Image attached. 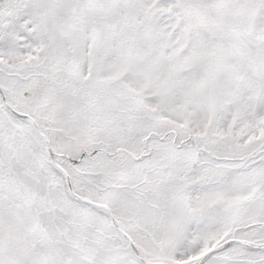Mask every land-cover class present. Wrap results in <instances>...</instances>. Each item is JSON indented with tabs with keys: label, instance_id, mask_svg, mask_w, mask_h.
Returning a JSON list of instances; mask_svg holds the SVG:
<instances>
[{
	"label": "snow or ice",
	"instance_id": "snow-or-ice-1",
	"mask_svg": "<svg viewBox=\"0 0 264 264\" xmlns=\"http://www.w3.org/2000/svg\"><path fill=\"white\" fill-rule=\"evenodd\" d=\"M0 264H264V0H0Z\"/></svg>",
	"mask_w": 264,
	"mask_h": 264
}]
</instances>
